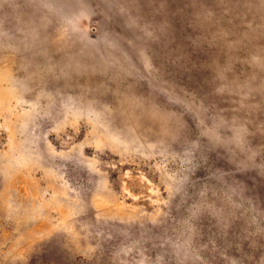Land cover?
I'll use <instances>...</instances> for the list:
<instances>
[{
  "label": "rangeland",
  "instance_id": "1",
  "mask_svg": "<svg viewBox=\"0 0 264 264\" xmlns=\"http://www.w3.org/2000/svg\"><path fill=\"white\" fill-rule=\"evenodd\" d=\"M0 264H264V0H0Z\"/></svg>",
  "mask_w": 264,
  "mask_h": 264
}]
</instances>
